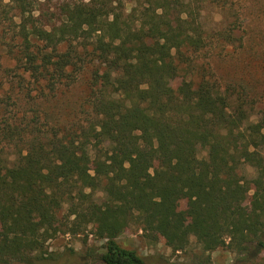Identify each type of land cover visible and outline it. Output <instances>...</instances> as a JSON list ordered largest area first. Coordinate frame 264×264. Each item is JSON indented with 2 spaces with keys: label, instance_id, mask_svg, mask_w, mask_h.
I'll use <instances>...</instances> for the list:
<instances>
[{
  "label": "trees",
  "instance_id": "obj_1",
  "mask_svg": "<svg viewBox=\"0 0 264 264\" xmlns=\"http://www.w3.org/2000/svg\"><path fill=\"white\" fill-rule=\"evenodd\" d=\"M254 3L264 14V0ZM119 5L68 0L45 22L35 0H0V108L34 106L17 124L7 111L14 122L0 126L15 148L0 145V264L28 263L62 220L94 225L102 264H143L117 242L133 220L173 251L193 237L204 252L226 247L238 264H264L262 156L249 148L259 143H241L244 93L232 114L226 90L198 75L197 9L136 0L124 14ZM80 84L87 125L60 126L59 103ZM242 162L256 176L240 173Z\"/></svg>",
  "mask_w": 264,
  "mask_h": 264
},
{
  "label": "rangeland",
  "instance_id": "obj_2",
  "mask_svg": "<svg viewBox=\"0 0 264 264\" xmlns=\"http://www.w3.org/2000/svg\"><path fill=\"white\" fill-rule=\"evenodd\" d=\"M36 14L41 21L53 22L60 15L61 6L68 0H35ZM124 14L130 12L136 0H120ZM143 1V0H140ZM198 11L205 47L192 55L199 68L198 75H209L217 81L229 96V109L232 114L238 113L240 93H244L242 109L247 116L240 129L246 136L241 143L249 141L250 135L257 137V147L250 146L262 156V166L259 168L264 175V14L258 13L254 0H185ZM117 3V2H116ZM6 90V88L4 89ZM83 85H78L59 103L58 120L60 126L77 127L87 125L84 121L88 111L83 103ZM8 101L5 96L1 97ZM6 106V105H5ZM0 108V126L5 121H14L7 111H15L16 124L23 118L32 117L34 106L22 101L19 106ZM6 113V114H3ZM44 121L41 119L40 124ZM250 125H258L260 132L254 134ZM0 145L5 147L7 154H13L15 148L2 140ZM92 153V151H91ZM204 150H199V155ZM258 169V170H259ZM256 167L248 162H242L240 173L247 177L257 174ZM253 191L249 192V195ZM249 199V198H248ZM245 203L248 200H244ZM185 207V201L178 205ZM65 208V207H64ZM65 214V209L59 213V218ZM72 219V217H70ZM62 220V219H60ZM59 229L49 237L42 248L30 254L28 263L15 261L12 264H102L96 253L102 251L104 239L95 233L94 225L81 224L72 230L70 220L60 221ZM67 223V225L62 224ZM117 242L125 247L135 249L143 258V264H238V255L226 247H220L212 252H204L190 238L188 246L180 251H173L166 245L164 239L157 233L145 231L141 224L133 220L118 234ZM264 256V253L261 255ZM258 264V262L248 263Z\"/></svg>",
  "mask_w": 264,
  "mask_h": 264
}]
</instances>
